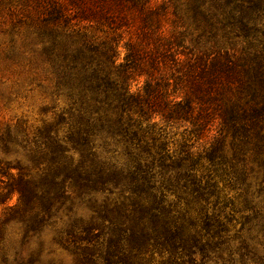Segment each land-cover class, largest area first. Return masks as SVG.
Returning a JSON list of instances; mask_svg holds the SVG:
<instances>
[{"label":"trees","instance_id":"trees-1","mask_svg":"<svg viewBox=\"0 0 264 264\" xmlns=\"http://www.w3.org/2000/svg\"><path fill=\"white\" fill-rule=\"evenodd\" d=\"M0 36L66 102L0 128V243L14 223L73 264H264V0H0Z\"/></svg>","mask_w":264,"mask_h":264},{"label":"rangeland","instance_id":"rangeland-1","mask_svg":"<svg viewBox=\"0 0 264 264\" xmlns=\"http://www.w3.org/2000/svg\"><path fill=\"white\" fill-rule=\"evenodd\" d=\"M3 38L0 36V42ZM123 54L120 55V60ZM11 68L0 59V128H5L17 121H24L27 125H39L40 120L45 118L44 110L51 106L60 109L65 106L63 98L56 101L50 96L48 81H44L41 74L39 80L43 83L41 88L31 82L27 69ZM142 84V80L134 86L136 89ZM32 89V90H30ZM49 116V114L47 115ZM0 156L2 157L1 153ZM12 161L13 157H4ZM16 198L13 197L8 205H14ZM2 212V209H0ZM78 214L86 215L84 205L77 207ZM66 218L63 217L62 220ZM58 228L62 226L57 222ZM56 237L55 228H43L38 237L27 240L23 237L19 225L8 224L0 243V264H73L72 257L65 250L54 243Z\"/></svg>","mask_w":264,"mask_h":264}]
</instances>
